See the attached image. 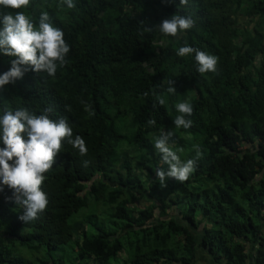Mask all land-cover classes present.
<instances>
[{"label": "trees", "instance_id": "1", "mask_svg": "<svg viewBox=\"0 0 264 264\" xmlns=\"http://www.w3.org/2000/svg\"><path fill=\"white\" fill-rule=\"evenodd\" d=\"M58 2L21 10L34 22L49 13L69 45L65 64L54 76L25 72L0 102L37 114L51 106L86 152L62 141L41 183L48 203L31 221L0 192V264H264V0ZM175 13L192 27L162 36L154 27ZM184 43L215 55V71L177 56ZM10 59L0 56V72ZM185 99L193 124L176 128L174 104ZM168 130L195 165L161 187L154 172L167 165L153 143Z\"/></svg>", "mask_w": 264, "mask_h": 264}, {"label": "clouds", "instance_id": "2", "mask_svg": "<svg viewBox=\"0 0 264 264\" xmlns=\"http://www.w3.org/2000/svg\"><path fill=\"white\" fill-rule=\"evenodd\" d=\"M186 0H179L180 4ZM29 0H0V8L19 9L0 13V56L9 57L10 67L0 72V88L14 83L25 72L47 73L54 76L58 67L65 64L69 45L64 39L61 28L55 26L47 11H41L35 22L23 10ZM74 6L73 0H59L58 6ZM191 17L172 14L162 19L154 27L162 36L175 37L191 28ZM148 28V27H147ZM153 29V28H149ZM158 43H163L159 41ZM176 55H192L198 73L214 72L217 57L199 48L184 43L176 48ZM166 91H177L174 81L168 79ZM163 105L164 99L157 97L153 107ZM176 115L172 117L176 128L188 129L193 121L190 118L193 107L187 99L174 104ZM52 107L43 108L38 114L27 107H10L0 102V192L5 187L11 190L10 199L23 211L20 219L24 222L33 220L47 205L46 192L41 183L44 173L53 164V158L59 152L62 141L71 144L80 154L86 152V146L80 135L73 136L72 127L64 117L51 118ZM91 114V113H89ZM149 125L155 120L149 118ZM172 130L161 131L154 139L153 147L159 154L160 161L166 168L157 167L155 178L161 187L166 186V177L177 181L185 180L193 171L194 158L181 159L177 151L170 146L174 141ZM195 156L201 155L198 144H193ZM87 163V161H84Z\"/></svg>", "mask_w": 264, "mask_h": 264}, {"label": "crops", "instance_id": "3", "mask_svg": "<svg viewBox=\"0 0 264 264\" xmlns=\"http://www.w3.org/2000/svg\"><path fill=\"white\" fill-rule=\"evenodd\" d=\"M199 254H200V255H204L205 253H204V254H203V253H199ZM200 255H199V256H200ZM205 256H206V255H205ZM206 261H208L209 264H213V262H211L210 259H206Z\"/></svg>", "mask_w": 264, "mask_h": 264}, {"label": "rangeland", "instance_id": "4", "mask_svg": "<svg viewBox=\"0 0 264 264\" xmlns=\"http://www.w3.org/2000/svg\"><path fill=\"white\" fill-rule=\"evenodd\" d=\"M132 152V151H131ZM91 206V205H90ZM208 257V256H207ZM206 257V258H207ZM203 263H201V264H209V262L208 261H206L205 259L202 261Z\"/></svg>", "mask_w": 264, "mask_h": 264}]
</instances>
